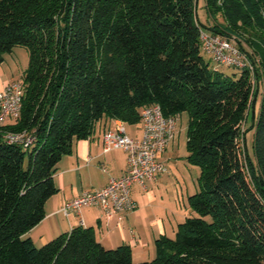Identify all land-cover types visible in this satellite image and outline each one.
Wrapping results in <instances>:
<instances>
[{
  "label": "trees",
  "instance_id": "obj_1",
  "mask_svg": "<svg viewBox=\"0 0 264 264\" xmlns=\"http://www.w3.org/2000/svg\"><path fill=\"white\" fill-rule=\"evenodd\" d=\"M197 3L0 0V63L17 46L29 56L13 80L24 88L21 114L0 131V264H133L129 246L106 249L91 227L41 247L25 235L44 219L56 166L73 141L87 139L102 118L138 124L152 104L164 116L188 114L187 161L199 176L187 200L195 216L173 239H156L155 257L139 264H264V0H205L213 27L200 23ZM200 30L232 41L252 74L210 69ZM260 84L253 164L242 134ZM24 130L35 136L32 147L2 139Z\"/></svg>",
  "mask_w": 264,
  "mask_h": 264
},
{
  "label": "crops",
  "instance_id": "obj_2",
  "mask_svg": "<svg viewBox=\"0 0 264 264\" xmlns=\"http://www.w3.org/2000/svg\"><path fill=\"white\" fill-rule=\"evenodd\" d=\"M11 81L13 80L0 79V89ZM121 123L126 134L130 136L126 129L127 124L119 120L102 118L87 139L73 141L71 153L63 156L56 166L53 182L57 192L45 203L44 219L25 235L33 243L36 240L43 245L59 235L68 233L80 226L81 219L84 222L81 227H91L96 239L104 248L115 249L121 245H127L131 249L132 260L135 258L141 260L145 256L146 248L150 245L154 247L153 255L155 256V240L162 236L173 239L178 225L187 216L192 215V213L189 215L186 213L189 208L187 200L197 188L184 183L181 176L176 175L177 173H170L176 180L174 183L168 177L169 174L164 176L166 172L159 175L155 181L147 183L145 190L138 185L131 188V195L136 204L135 210L131 212L107 216L99 207H83L80 215L71 213L65 217L59 213L64 204L77 198L82 192L99 190L106 186L111 178H118L125 174L127 165L125 151L115 149L103 152L102 148L103 135L108 131H115L116 126ZM137 126L139 128L134 137L130 136L135 139L141 136L140 123ZM174 143L175 140L171 146ZM163 154L159 155V160L165 165L166 161H170V157L164 158ZM181 183L184 185L183 188L187 185L186 202L183 200ZM157 199L166 200L170 204V214L175 217V221L165 223L157 214L155 215V212L151 214L153 218L150 219L146 208Z\"/></svg>",
  "mask_w": 264,
  "mask_h": 264
},
{
  "label": "built area",
  "instance_id": "obj_3",
  "mask_svg": "<svg viewBox=\"0 0 264 264\" xmlns=\"http://www.w3.org/2000/svg\"><path fill=\"white\" fill-rule=\"evenodd\" d=\"M201 50L217 66H231L253 72L252 62L235 44L208 31L200 30ZM24 88L20 81H11L0 89V131L15 124L21 114ZM180 115L164 116L158 104L143 107L140 110L139 139L126 134L122 123L115 131L103 135V152L121 149L126 153V172L118 178H111L107 185L99 190L82 192L77 198L64 204L59 213L68 217L71 213L80 215L83 207H99L107 216L123 214L135 210L136 204L131 195L134 185L146 189V184L166 172L165 165L159 160L174 142L178 134ZM33 132H5L3 141L11 145H20L24 149L32 147L35 142ZM80 226L84 222L79 220Z\"/></svg>",
  "mask_w": 264,
  "mask_h": 264
},
{
  "label": "rangeland",
  "instance_id": "obj_4",
  "mask_svg": "<svg viewBox=\"0 0 264 264\" xmlns=\"http://www.w3.org/2000/svg\"><path fill=\"white\" fill-rule=\"evenodd\" d=\"M197 16L199 18L200 23L205 24L207 27H213L214 21L209 20L206 21V9H205V0H198L197 3ZM216 22L219 24H223V19L221 17H217ZM232 39L238 41L233 36H231ZM241 44H243L244 49L248 52L249 55H251L253 58L255 57L252 48L246 41V38H241ZM201 56L205 60V62L209 63L210 69L219 71L223 73L224 76L231 77V78H237L240 74V70L231 66H217L212 61L209 60V56L204 54L202 51L200 52ZM29 56L28 52L24 47L17 46L14 47L11 51V53H7L4 55V61L0 63V79L1 80H17L20 79L25 68L28 65ZM261 91H262V85H259V93L256 97V100L254 102V105L249 111V115L246 121L243 123V134H242V142L245 149V152H247V162L250 160L255 164V159L253 155V135L254 130L251 128V120H252V114L257 115L259 111L260 106V98H261ZM253 100V97H252ZM187 122H188V114L182 113L179 118L178 123V134L175 139V143L173 146L170 145V147L167 149L166 153L163 154V157L166 156L170 157V161H166L165 167H166V174L164 176H167L169 174V178L176 182V180L170 175V173H177L176 175L181 176V179L184 180V183L188 185L191 184L192 188H197V177L199 175V168L197 166H194L190 164L187 161V151H186V128H187ZM138 124L134 125H126V129L130 136L134 137V134L138 130ZM250 158V159H249ZM185 184V185H186ZM187 185L184 187V185L181 183L182 189H183V200L186 202V196L185 189H187ZM191 188V190H192ZM169 203L166 200L157 199L156 201L153 200V202L150 203L149 207L146 208V212L150 214V219L152 217V213L155 212V215L159 216V218L163 219V221L166 222H172L175 221V217L170 214V208ZM152 209V210H151ZM166 211V214H165ZM188 215L192 213V216H195V214L191 211L190 208H188L187 212ZM188 217V216H187ZM34 245L36 247H41L42 244L40 242L35 240ZM154 254V247L150 245L149 248H146L145 250V256L141 260H137L136 258L132 260L133 264H138L141 262H147L152 260ZM155 257V256H154Z\"/></svg>",
  "mask_w": 264,
  "mask_h": 264
}]
</instances>
